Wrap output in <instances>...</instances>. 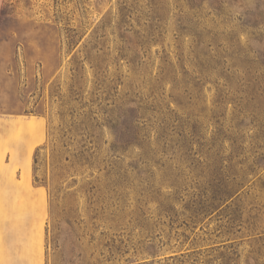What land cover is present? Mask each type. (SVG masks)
Segmentation results:
<instances>
[{
	"label": "rangeland",
	"instance_id": "1",
	"mask_svg": "<svg viewBox=\"0 0 264 264\" xmlns=\"http://www.w3.org/2000/svg\"><path fill=\"white\" fill-rule=\"evenodd\" d=\"M4 119L36 264H264V0H0Z\"/></svg>",
	"mask_w": 264,
	"mask_h": 264
},
{
	"label": "crops",
	"instance_id": "2",
	"mask_svg": "<svg viewBox=\"0 0 264 264\" xmlns=\"http://www.w3.org/2000/svg\"><path fill=\"white\" fill-rule=\"evenodd\" d=\"M42 123L39 119H4L0 120V138L6 139L5 145L17 151L11 156L9 167L21 165L29 169V157L39 136L30 135L22 140H8L6 136L11 130L31 129V125ZM38 125V124H37ZM26 147L23 157L22 148ZM6 175V174H5ZM3 175V179H5ZM8 181V179H7ZM46 201V193L34 184H15L0 182V264H36L40 250L37 245L31 246L26 240L31 236L37 237L35 227L41 217L42 205ZM40 260V256H39ZM40 263V261H39Z\"/></svg>",
	"mask_w": 264,
	"mask_h": 264
},
{
	"label": "trees",
	"instance_id": "3",
	"mask_svg": "<svg viewBox=\"0 0 264 264\" xmlns=\"http://www.w3.org/2000/svg\"><path fill=\"white\" fill-rule=\"evenodd\" d=\"M223 2H225V1H223ZM35 163H37V158H36V157L34 158V164H35ZM35 168H36V167H34V172L36 171ZM34 178H35V180H37L36 177H34Z\"/></svg>",
	"mask_w": 264,
	"mask_h": 264
}]
</instances>
